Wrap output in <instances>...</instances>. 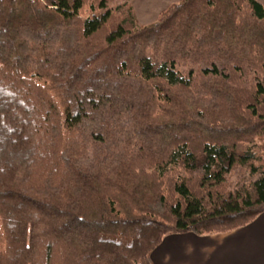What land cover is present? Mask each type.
I'll return each mask as SVG.
<instances>
[{
  "label": "trees",
  "instance_id": "1",
  "mask_svg": "<svg viewBox=\"0 0 264 264\" xmlns=\"http://www.w3.org/2000/svg\"><path fill=\"white\" fill-rule=\"evenodd\" d=\"M264 212V5L0 0V264H154Z\"/></svg>",
  "mask_w": 264,
  "mask_h": 264
},
{
  "label": "crops",
  "instance_id": "2",
  "mask_svg": "<svg viewBox=\"0 0 264 264\" xmlns=\"http://www.w3.org/2000/svg\"><path fill=\"white\" fill-rule=\"evenodd\" d=\"M176 1L132 0V6L137 20L146 24ZM257 1L264 5V0ZM151 258L154 264H264V212L245 226L226 233L168 234Z\"/></svg>",
  "mask_w": 264,
  "mask_h": 264
},
{
  "label": "rangeland",
  "instance_id": "3",
  "mask_svg": "<svg viewBox=\"0 0 264 264\" xmlns=\"http://www.w3.org/2000/svg\"><path fill=\"white\" fill-rule=\"evenodd\" d=\"M219 251H220V248L218 249L217 254L219 253Z\"/></svg>",
  "mask_w": 264,
  "mask_h": 264
}]
</instances>
